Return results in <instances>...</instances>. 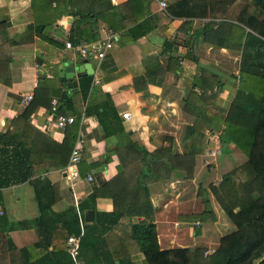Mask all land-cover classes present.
Masks as SVG:
<instances>
[{"label": "crops", "instance_id": "crops-1", "mask_svg": "<svg viewBox=\"0 0 264 264\" xmlns=\"http://www.w3.org/2000/svg\"><path fill=\"white\" fill-rule=\"evenodd\" d=\"M166 1L168 5L173 0ZM133 3L132 7L129 0H54L50 11L61 10L38 35L30 0H0V21L5 23L0 28V131H22L18 136L33 156L27 179L0 187V264H67L70 255L64 235L72 207L78 214L81 231L86 224L93 234L90 238L98 241L95 264H185L172 250L198 246L207 254L217 246L220 236L232 229L228 220L226 231L216 229L220 209L212 195L217 219L202 222L190 214L203 208L197 181L209 184L247 160L234 143L226 142L220 149L218 131L217 137L204 131L206 139L201 148L200 143L196 145L199 149L193 153L195 163L189 178L184 177V170L171 169L167 178H159L157 175H164L155 170L157 179H150L144 170V159L150 158L152 163L156 158L163 160L190 148L192 140L185 136V130L194 117L183 109V98L192 88L199 91L192 86L194 77L204 74L207 68L230 79L250 61V57L242 61V47L237 46L236 38H224L222 45L206 41L205 24L222 20L251 30L238 17L253 7L246 0H223L221 4L210 2L205 16L184 17L171 15L167 6L161 8L157 0ZM138 11L141 14L137 18L134 14ZM210 12H215L214 16ZM80 14H88L91 24L77 22ZM51 17L52 13L47 16ZM228 29L237 28L224 23L219 35L224 37ZM207 31L212 38L208 26ZM108 32L113 33V44L101 58H86L84 62V57L64 44L66 40H85L82 34H96L93 40L103 39ZM171 54L175 60L170 59ZM82 63L87 67L79 70L77 66ZM68 65L74 68L72 78L65 75ZM55 71L56 78H62L58 82L62 94L58 96L59 91H54L53 96L60 98L64 93L68 97L58 114L74 116L77 135L82 139L74 178L66 169L69 142L66 138L64 141V135L70 123L60 129L55 124V111L39 106L27 118L33 131L24 137L28 132V128L23 131L25 121L16 120L24 108L19 103L21 95L33 92L39 75L51 77ZM89 74L92 82L83 97L79 78ZM219 88L214 104L207 106L209 112H214V105L226 110L233 97L227 87ZM101 105L114 111L108 115L110 110L104 109L103 121L95 114V110L103 109ZM124 111L129 114L126 118L121 115ZM212 141H218L219 148L211 154ZM65 159L66 164H60ZM89 173L91 180L86 178ZM142 176L147 181L151 221L159 247L152 254L140 250L132 234L133 223L143 215L131 208V190L139 186ZM36 180H48L55 198L42 213L33 186ZM93 185L100 188L99 193L94 200L86 201ZM44 194L49 198L51 191L45 190ZM85 204H93L94 208ZM87 209L93 210L91 220L84 218ZM111 211L117 217L114 223H96L98 212ZM108 223L109 229L101 232Z\"/></svg>", "mask_w": 264, "mask_h": 264}, {"label": "trees", "instance_id": "trees-1", "mask_svg": "<svg viewBox=\"0 0 264 264\" xmlns=\"http://www.w3.org/2000/svg\"><path fill=\"white\" fill-rule=\"evenodd\" d=\"M52 1L54 0H30L34 27L38 35L42 33L49 22L54 20V15L61 10L54 8L50 11L49 5ZM62 1L65 2V0ZM129 2L128 5L133 7V0L132 3L131 0ZM210 2L221 4L223 0H173L167 5V10L173 16L201 17L208 14ZM249 6L253 7L251 11L243 12L238 20L245 23L251 30L222 20H210L205 24L204 39L222 45L224 38L229 40L236 38L238 39L237 46L242 47V61L246 57H250V61L242 64L238 76L230 75V79L222 78L207 68H204V74L194 77L192 86L198 87L199 91L192 88L183 98V109L194 117V121L187 126L185 134L192 140L190 148L184 149L182 153L169 154L163 160L156 158L152 163L150 158L144 159L147 164L144 170L151 175L150 179L152 177L157 179L154 175L155 170L163 173L164 176L157 175L159 178H167L171 169H182L184 170V177H191L195 163L193 153L199 149L196 145L200 143L201 148L206 139V134L202 130L204 128L218 131L220 149L223 144L231 141L247 157V160L238 165L237 168L224 173L216 184H209L205 187L201 182L199 183L197 195L201 199L203 208L197 213L190 214V216L197 217L202 222L215 220L216 215L210 198L212 195L218 208L225 214L233 227L220 236L217 246L207 254H204V249L198 246L191 249L172 250L176 256H181L185 264H264V0H250ZM50 13H52V17L48 19L47 16ZM210 13L213 16L215 14V12ZM140 14L138 11L134 15L138 18ZM79 21L87 25L91 24L88 14H80L77 22ZM224 23H228L237 29L234 31L228 29L223 34L224 37H221L219 28ZM213 24H216V27L212 28ZM4 26V21H0V28ZM207 26L210 27L212 38H209L210 33L207 31ZM138 33L132 34L131 38L137 37ZM242 36H244L243 41L241 40ZM82 37L85 38V41H92L96 38V34H90V36L82 34ZM170 56V59L175 60L174 55L171 54ZM56 76L57 71L51 77L38 76L32 98L24 106L21 114L16 117V120L25 121L23 131L28 128L27 135L24 137H29L33 131L32 124L27 121L28 116L39 106L51 109V99L55 92L59 91L58 96L62 94L58 90V82L62 78L57 79ZM91 82V74L82 75L79 78V87L83 97H86ZM224 86L233 93L228 108L225 110L214 105V112H209L207 106L214 104L218 88L220 87V91ZM56 99V109L51 110L58 114L60 113V106L68 101V97L63 93L60 98ZM102 108L101 111L95 110L100 121H103L104 109L110 110L108 115L114 114L112 107L103 105ZM76 121L75 119L65 127L64 141L68 139L69 142L67 156L70 155L77 136ZM21 133L22 131L13 133L12 129L0 131V187L14 181L25 180L29 176L33 156L26 148L25 141L18 136ZM106 133H108L107 129ZM162 151L166 152L167 148L162 149ZM149 157H152V154ZM66 161L65 159L60 164H66ZM146 183L147 181L142 176L139 180V186L133 187L131 190L129 203L132 205L131 208H133L134 213L143 215V219L132 225L133 237L140 250L152 254L156 253L159 247L155 227L151 221V204ZM33 186L39 211L42 213L50 207L55 199L52 195V184L48 180H36V182L33 181ZM92 188L93 190L89 194L90 199L86 201L94 200L99 193L100 188L95 185ZM45 190L51 191L49 198H44ZM112 194L115 196L114 193ZM85 206L94 208L93 204H85ZM83 208L81 203L79 209L82 210ZM112 211L115 212V210ZM112 211L111 213L98 212L96 223H103L105 220V222L111 220L110 223H114L117 217ZM68 212L69 216L65 225L67 231L64 238L67 239L70 234L78 236L77 257L86 260V264H95L93 262L96 260L94 249L98 246V241L95 242L94 239L90 238L93 234L86 224L81 231L78 214L74 207L70 208ZM110 216H112L111 219ZM110 223L104 226L101 232L109 229ZM95 237L99 239V235H95ZM165 252L168 253V251ZM67 264H73L71 256H69Z\"/></svg>", "mask_w": 264, "mask_h": 264}, {"label": "built area", "instance_id": "built-area-1", "mask_svg": "<svg viewBox=\"0 0 264 264\" xmlns=\"http://www.w3.org/2000/svg\"><path fill=\"white\" fill-rule=\"evenodd\" d=\"M161 8H165L167 6V1L166 0H157ZM65 46L68 48L74 49L79 55H81L84 58H91V57H96V58H101L104 54L105 51L110 48L113 44V33L108 32L107 36L103 39L99 40H93V41H85V40H79L75 43L66 40L64 42ZM32 98V92H25L21 95L19 98V103L22 106L27 105V103L30 101ZM56 97H52L51 99V109L55 110L56 109ZM124 118L128 117V112L124 111L121 114ZM74 121V116L72 115H63V114H57L55 118V124L57 127L60 129H63L66 124L71 123ZM212 134V132H211ZM212 137H217L216 134H212ZM81 142L82 139L77 135L75 138V142L72 146L69 159H68V164H67V172L70 176V178H74L77 176V163L80 158V151H81ZM219 148V145H217V149ZM215 149L211 150L210 153H214ZM92 175L89 173L87 174L86 178L88 180H91ZM194 223L198 224L199 221H194ZM66 250L72 257L73 261H75L76 264H86L85 261L83 260H78L77 254H78V236H75L73 234H70L67 239H66Z\"/></svg>", "mask_w": 264, "mask_h": 264}, {"label": "rangeland", "instance_id": "rangeland-1", "mask_svg": "<svg viewBox=\"0 0 264 264\" xmlns=\"http://www.w3.org/2000/svg\"><path fill=\"white\" fill-rule=\"evenodd\" d=\"M246 2H247L246 4L249 5V2H250V1H249V0H246ZM249 9H250L249 11H251V8H249ZM214 110H215V109H214ZM187 126H188V125H187ZM186 128H187V127H186ZM202 130H203V133H204V131H205L206 134H208V136H210V137H211L212 134H214V133L216 134V131H212L211 129H206V128H204V129H202ZM211 132H212V134H211ZM185 133H186V130H185ZM204 134H205V133H204ZM212 142H213V143H212ZM212 142H211V143H212V147L215 149V148L217 147L216 145H218V141H216V142L212 141ZM217 151H218V149L216 148V149H215V152H217ZM209 164H210V163H209ZM187 178H188V177H187ZM219 180H220L219 178H213L212 181L209 182V184H210V183H211V184H216L217 181H219ZM199 183H200V182L197 181V184H198V185H199ZM209 184H202V185L206 187V186L209 185ZM188 185H189V184H188ZM188 185H187V186H188ZM192 187H193V186H191V185L189 186V189L191 190V193H192ZM197 188H198V186H197ZM219 212H220V213H219ZM219 212H218V213H219V214H218V215H219V216H218V220H217V223H216V224H217L216 229H220L221 232H224V231H226V229H227V228H226V220H228V219L226 218L225 214L222 213V211L219 210ZM216 219H217V217H216ZM228 221H229V220H228Z\"/></svg>", "mask_w": 264, "mask_h": 264}, {"label": "water", "instance_id": "water-1", "mask_svg": "<svg viewBox=\"0 0 264 264\" xmlns=\"http://www.w3.org/2000/svg\"><path fill=\"white\" fill-rule=\"evenodd\" d=\"M88 59H84V62H86ZM89 65H90V63H89ZM83 67H87V65L85 64V63H82V64H79L78 66H77V68L79 69V70H83ZM65 70H66V76L68 77V78H72V77H74V68H73V66H71V65H68V66H65ZM88 72L89 73H92V70H88ZM84 218L86 219V220H91L92 218H93V210L92 209H87V210H85V212H84Z\"/></svg>", "mask_w": 264, "mask_h": 264}]
</instances>
